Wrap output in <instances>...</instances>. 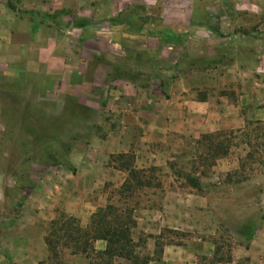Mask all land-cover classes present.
Returning a JSON list of instances; mask_svg holds the SVG:
<instances>
[{
  "label": "rangeland",
  "instance_id": "374dc122",
  "mask_svg": "<svg viewBox=\"0 0 264 264\" xmlns=\"http://www.w3.org/2000/svg\"><path fill=\"white\" fill-rule=\"evenodd\" d=\"M228 2L220 0L215 8L208 5L210 9L197 11L195 19L201 23L194 26L186 24L192 11L165 10L164 21L178 25L164 27V35L185 33L190 38L183 46L164 44L160 49L155 41L145 46L153 55L161 56L163 62L153 69L164 71L161 75L170 77V82L195 74L203 79L196 82L198 88L195 86L194 90L224 89L232 103H240L242 99L245 105L239 114L244 126L223 130L236 132L242 138L234 139L229 154L211 167L197 158L202 152L196 148L200 138L193 148L187 146L183 155L167 159L164 170L154 167L141 170L135 167V159L110 156L106 164L122 171V179L90 191V197L98 205L93 213L112 205L117 214L123 215L122 221L132 219L135 254L140 260L148 259V264H264V237L258 232L264 223V10L253 5L235 9ZM178 8L182 10L180 5ZM151 30L153 35L161 33L159 28ZM145 46L135 44L138 51ZM19 55L8 50L4 30L0 28V214H33L32 210H25V199L30 197L33 183L41 180L45 167L56 166L62 173H75L70 164L73 161L78 165L81 161L80 147L76 145L88 143L90 135L104 138L106 130L116 128L118 119L117 113H106L99 123L85 124L79 119L87 113L76 108L71 110L78 120L59 115V107L56 109L49 101L43 103L45 99L33 86L32 73L23 74L32 70L31 58L25 60ZM38 101L41 103H33ZM71 134L81 136L76 141ZM248 143L251 149L246 147ZM127 155L135 158L133 153ZM130 168L134 175L130 174ZM61 178L64 181L63 175ZM36 190V210L44 214L46 192L40 185H36ZM170 191L180 195L178 205L166 201V193ZM59 214L58 218L68 217L63 212ZM177 214L184 228H168L164 218L178 217ZM1 217L0 264H8L10 255L20 251H13L18 247L16 234L5 228L6 220ZM248 220L257 225L251 245L239 237L244 234ZM87 224L80 223L82 227ZM199 241L214 243L212 257L196 255ZM57 251L59 263L47 260L40 264H63V255H69L64 241L58 243ZM166 256L169 261L164 260ZM72 264L87 262L82 256L79 263ZM112 264L130 262L116 259Z\"/></svg>",
  "mask_w": 264,
  "mask_h": 264
},
{
  "label": "crops",
  "instance_id": "0c3cea01",
  "mask_svg": "<svg viewBox=\"0 0 264 264\" xmlns=\"http://www.w3.org/2000/svg\"><path fill=\"white\" fill-rule=\"evenodd\" d=\"M216 3L220 0H0V28L8 50L15 54L17 51L21 59L31 58L32 70L23 74L32 73L33 86L45 99L43 103L49 101L56 109L59 107V115L70 105L87 109V122L99 123L106 113L118 114L116 128L106 130L104 138L90 135L88 143L76 145L80 147L81 161L70 164L75 173L45 167L41 180L33 183L30 197L25 199L23 209L33 214H0L2 221L6 220L5 228L16 234L18 247L13 251L22 252L12 253L8 264H40L48 260L44 238L49 222L58 219L59 212L81 224L88 222L98 206L90 191L122 179V171L106 164L110 156L133 153L135 167L164 170L167 159L183 155L186 147L193 148L202 135L244 126L239 114L245 105L242 99L232 103L224 89L194 90L198 88L196 82L203 79L195 74L170 82V77L161 75L164 71L153 69L163 62L161 56L153 55L145 46L155 41L163 49L164 27L178 25L168 20L164 23L165 10L192 11L186 24L194 26L201 23L196 22L197 11L210 9L208 5L215 8ZM228 3L235 9L253 5L264 10V0ZM153 28H159L160 35H153ZM180 35L184 43L190 38L185 33ZM137 43L146 48L138 51ZM23 79L27 84V77ZM36 185L46 192L44 214L36 210ZM165 199L178 205L181 197L170 191ZM177 216L165 217V225L174 230L184 228ZM258 232L264 237V223ZM254 240L255 234L249 244ZM94 247L103 251L105 243L98 241ZM196 247V255L213 256V242L199 241ZM62 259L63 264L79 263L82 256L64 254ZM164 260L170 259L166 256Z\"/></svg>",
  "mask_w": 264,
  "mask_h": 264
},
{
  "label": "trees",
  "instance_id": "16d2710c",
  "mask_svg": "<svg viewBox=\"0 0 264 264\" xmlns=\"http://www.w3.org/2000/svg\"><path fill=\"white\" fill-rule=\"evenodd\" d=\"M9 7L13 10L11 5ZM180 37L182 36L166 34L164 35V42L169 46H183L184 41ZM72 108L87 113V116L79 119L80 122L91 123L87 122L89 111L79 106H67L64 108L63 114L74 118ZM77 118L75 116L74 119L78 120ZM235 133L233 131H220L202 135L196 145L197 151H202L197 158L200 159L203 165L206 164L207 167L215 165L217 161L229 154L233 147V140L242 138L235 135ZM239 133H242V131L238 132V135ZM80 136L72 135L71 137L72 140L78 141L77 139ZM245 145L251 149L250 143ZM118 157L120 160L126 158L134 160V156H128L127 154H122ZM130 169V174L134 175V170ZM122 218L123 215L117 214L114 206L107 205L104 208H98L92 213L85 227H82L77 219L66 216L49 222L48 232L44 238L49 254L48 260L59 263L57 245L60 241H64L65 249L69 255L83 256L87 264H112L116 259L125 260L130 262V264H148V259L140 260V256L135 254V245L131 238L134 222L130 217L126 218L125 221H122ZM256 228L257 225L253 221L248 220L246 222L244 234L241 237L247 244L250 243L254 236ZM98 241L105 243L103 251L95 249L94 244Z\"/></svg>",
  "mask_w": 264,
  "mask_h": 264
}]
</instances>
